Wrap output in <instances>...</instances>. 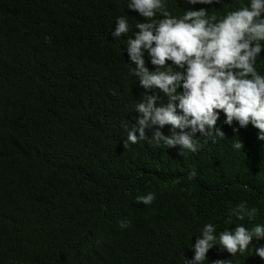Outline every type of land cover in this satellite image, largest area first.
Listing matches in <instances>:
<instances>
[{
	"label": "trees",
	"instance_id": "16d2710c",
	"mask_svg": "<svg viewBox=\"0 0 264 264\" xmlns=\"http://www.w3.org/2000/svg\"><path fill=\"white\" fill-rule=\"evenodd\" d=\"M173 1L170 8H182L184 0ZM126 4L0 0V264H88L92 245L108 239L145 251L182 242L186 251L205 223L221 230L243 224L248 218L228 220L242 200L264 218V157L229 169L181 167L176 157L153 164L144 143L124 146L139 81L93 68L77 36L103 30ZM240 4L193 6L224 15ZM36 5L41 18L31 25ZM258 131L234 122L224 139H213L227 144ZM205 152L194 162L216 156ZM148 192L156 193L151 205L136 201ZM125 218L131 224L122 229Z\"/></svg>",
	"mask_w": 264,
	"mask_h": 264
},
{
	"label": "clouds",
	"instance_id": "9594fccd",
	"mask_svg": "<svg viewBox=\"0 0 264 264\" xmlns=\"http://www.w3.org/2000/svg\"><path fill=\"white\" fill-rule=\"evenodd\" d=\"M183 2L176 9L168 0H127L125 13L115 15L103 30L78 33V49L93 68H115L120 78L139 81L131 88L137 98L127 111L124 146L144 143L152 149L153 164L176 157L181 167L229 169L264 157V0H241L224 15L193 6L223 0ZM40 18L36 5L31 25ZM113 58L116 65L108 61ZM234 122L240 127L251 123L259 131L254 139L227 144L213 139H224V128ZM204 138L212 140L199 142ZM206 150L215 158L194 162ZM186 152L193 154L188 160L178 157ZM135 199L151 205L156 193ZM229 212V221L248 219L222 230L218 223H205L186 251L182 242L145 251L108 239L92 245L88 264H264V218L256 217L257 207L242 200ZM130 224L127 218L120 221L122 229Z\"/></svg>",
	"mask_w": 264,
	"mask_h": 264
}]
</instances>
